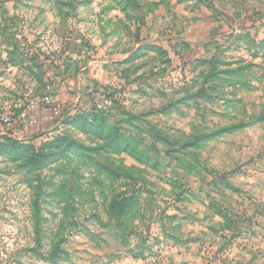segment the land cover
<instances>
[{"label": "rangeland", "instance_id": "1", "mask_svg": "<svg viewBox=\"0 0 264 264\" xmlns=\"http://www.w3.org/2000/svg\"><path fill=\"white\" fill-rule=\"evenodd\" d=\"M3 136L0 264H264V0H0Z\"/></svg>", "mask_w": 264, "mask_h": 264}, {"label": "trees", "instance_id": "2", "mask_svg": "<svg viewBox=\"0 0 264 264\" xmlns=\"http://www.w3.org/2000/svg\"><path fill=\"white\" fill-rule=\"evenodd\" d=\"M203 62L208 63V61H203ZM54 109L58 110L55 107H54ZM54 109H53V112H54ZM57 115H58V117H57L58 120L63 121L64 114H62V113L58 114L57 113ZM39 134L40 133L34 135L33 137L39 136ZM1 139H3L4 141H11V139L4 137V136L0 137V147L2 150H4V149H6V147H9V145H5L4 143H1ZM10 156H13V153H10ZM123 210H124L123 200H120V201H117L116 199L112 200V202L110 204V213H113L116 218H120V214L123 212Z\"/></svg>", "mask_w": 264, "mask_h": 264}, {"label": "built area", "instance_id": "3", "mask_svg": "<svg viewBox=\"0 0 264 264\" xmlns=\"http://www.w3.org/2000/svg\"><path fill=\"white\" fill-rule=\"evenodd\" d=\"M203 1H205L206 3H216V2H218V1H220V0H203ZM45 100H46V101H45L46 103L49 102L47 97L45 98ZM54 113L57 114L58 111H57L56 109H54Z\"/></svg>", "mask_w": 264, "mask_h": 264}, {"label": "crops", "instance_id": "4", "mask_svg": "<svg viewBox=\"0 0 264 264\" xmlns=\"http://www.w3.org/2000/svg\"><path fill=\"white\" fill-rule=\"evenodd\" d=\"M222 24H224L223 26L225 27H227V28H230V30H232L234 27H232V24H227V25H225V23H222Z\"/></svg>", "mask_w": 264, "mask_h": 264}]
</instances>
